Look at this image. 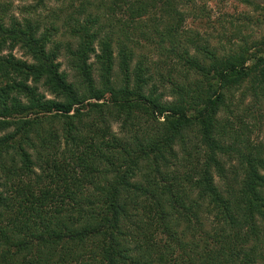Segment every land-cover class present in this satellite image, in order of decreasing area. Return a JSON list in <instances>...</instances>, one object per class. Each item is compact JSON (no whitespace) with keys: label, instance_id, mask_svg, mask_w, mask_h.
Wrapping results in <instances>:
<instances>
[{"label":"trees","instance_id":"16d2710c","mask_svg":"<svg viewBox=\"0 0 264 264\" xmlns=\"http://www.w3.org/2000/svg\"><path fill=\"white\" fill-rule=\"evenodd\" d=\"M167 2L179 17L166 31L178 32L184 18ZM11 8L0 0V264L264 259V147L249 138L243 145L251 125L231 107L239 109L233 95L246 78L255 92L264 86V55L240 20H229L232 29L219 21L218 35L187 31L178 55L202 77L187 98L164 102L155 86L147 92L152 77L142 67L131 83L126 53L124 78L114 80L111 36L99 41V52L87 23L72 29L71 80L56 31ZM211 38H219V49H235L220 55ZM181 222L195 253L178 234ZM176 245L184 249L178 256Z\"/></svg>","mask_w":264,"mask_h":264},{"label":"rangeland","instance_id":"374dc122","mask_svg":"<svg viewBox=\"0 0 264 264\" xmlns=\"http://www.w3.org/2000/svg\"><path fill=\"white\" fill-rule=\"evenodd\" d=\"M167 1L44 0L45 4L38 6L37 13L32 14L28 12V6H34L37 0H10L12 4L10 14L18 18L32 15L40 18L43 23L42 29L49 28L56 31L53 38L61 44L62 69L69 74L71 80H74L75 71L72 69L67 47L72 46V43L75 44L72 29H75L77 24L90 25L91 33H98L96 48L99 52V41L111 36L116 57L113 69L114 80L121 83L124 78L121 54L126 53L130 65L131 83L134 84L135 71L138 67H142L143 75L145 72L144 76L152 77L146 87L147 92L155 86L157 93L162 94L164 102L178 101L181 93L187 98V93L196 89L195 81L202 77L193 69L187 70L188 66L178 55L185 37H192L193 33H199L204 37L210 33L218 35V32L222 31L219 21H224L226 27L232 29L229 20L235 23L240 20L238 24L242 22L245 25L242 28L249 38V43L256 45L254 51H257V55H264V0H250L256 2L255 5L242 0H169L184 18L178 32L166 31L168 25L176 23L179 17V15L173 17L175 11L171 10ZM259 4L260 7L256 6ZM187 31H190V34L186 36ZM208 42L211 48L219 50L220 55L235 49L230 47L219 49L222 45L219 38H211ZM190 50L191 54H195L193 47ZM13 52L16 56L25 58L20 47ZM91 61H96L94 54L91 56ZM252 61L254 62L255 59ZM94 76L96 79L99 77L97 73ZM252 82V77L244 80L242 88L233 95L236 96L235 100L239 101L240 107L237 109L236 104H232L231 107L243 114L246 123L251 125L250 131H246V136H243V145L246 146V140L248 141L249 138L252 143L264 147V86L255 92ZM231 96L230 92H227V104ZM219 115L220 118H225L227 112H220ZM119 127L120 123H113L116 131H119ZM187 226V223L181 222L176 229L179 236L183 237L182 241L189 243L186 251L195 253L190 248L193 241L192 234L190 232H185V236L182 234ZM209 228L210 225L203 226L199 232H196V238L200 240V233ZM164 237L168 238L167 235ZM182 249L176 245L177 256L183 252ZM201 250L199 247L197 252ZM256 264H264V259L258 256Z\"/></svg>","mask_w":264,"mask_h":264}]
</instances>
